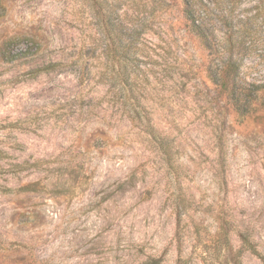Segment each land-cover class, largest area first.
<instances>
[{
	"label": "rangeland",
	"instance_id": "374dc122",
	"mask_svg": "<svg viewBox=\"0 0 264 264\" xmlns=\"http://www.w3.org/2000/svg\"><path fill=\"white\" fill-rule=\"evenodd\" d=\"M3 6L0 264H264V94L236 111L153 0Z\"/></svg>",
	"mask_w": 264,
	"mask_h": 264
},
{
	"label": "trees",
	"instance_id": "16d2710c",
	"mask_svg": "<svg viewBox=\"0 0 264 264\" xmlns=\"http://www.w3.org/2000/svg\"><path fill=\"white\" fill-rule=\"evenodd\" d=\"M254 1L249 9L241 7L242 0H153V19L172 14L174 25H184L207 52L208 74L241 113L264 94V79L248 81L242 71L246 59L264 60V0ZM54 67L53 63L40 70Z\"/></svg>",
	"mask_w": 264,
	"mask_h": 264
}]
</instances>
